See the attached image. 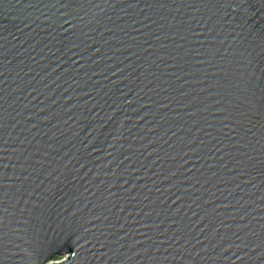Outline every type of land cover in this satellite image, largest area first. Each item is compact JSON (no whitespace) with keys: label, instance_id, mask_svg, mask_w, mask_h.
Here are the masks:
<instances>
[{"label":"snow or ice","instance_id":"obj_1","mask_svg":"<svg viewBox=\"0 0 264 264\" xmlns=\"http://www.w3.org/2000/svg\"><path fill=\"white\" fill-rule=\"evenodd\" d=\"M12 2L0 0V7ZM21 2L15 0L17 6ZM39 2L47 11L37 7L39 16L35 20L42 16L49 35L56 33L68 40L71 47L65 45L67 50L85 60V65L77 68L85 67L88 62L99 65L101 60H113L116 53L128 52L123 60L129 63L123 64V60L116 58V64L123 67L110 71L115 65H105L111 76L121 73L110 81L118 95L109 98V106L115 105V108L108 119L119 113L114 123L122 126L131 117L120 109L135 103L137 107L132 111L139 113L137 120L146 117L149 118L146 123L156 120L154 128L161 123L167 125L148 144H155L168 132H171L168 139L175 137V140L168 145L172 152H165L163 158L157 155L147 168L131 152L117 154L116 145L110 144L112 151L105 150V154L110 157L108 164L115 163V171L111 172L114 180H99L93 171L99 167L93 159V152L100 151L93 146L98 136L87 144L81 141L83 154L71 158L75 159V165L50 166L46 158L51 145H40L26 154V146L31 141L24 138L17 143L10 136L6 105L11 106V94L7 92V80L0 79V264H11L22 252L33 264H43L64 251L70 255L64 260H54V264H141V261L143 264H200L206 259L201 253L207 254L209 247L214 254L207 259L213 264H236L237 261L264 264V34L259 42L242 35L250 9L259 5L264 10V0ZM126 9L148 10L140 20L132 21L140 27L133 28L132 24L107 27L97 20L98 14L109 10H114L115 19L120 20V14H127ZM89 15L88 26L96 22L91 31L100 34L107 51L97 46L99 41L83 29H79V43L71 39L78 30L74 21L82 24ZM106 19L111 21L113 17ZM70 29L69 36H64ZM105 33L111 39H105ZM229 38L232 42L225 47ZM89 39L93 43H87ZM61 52L54 61L55 67L47 65L51 69L47 71L49 77L63 62ZM0 77H4L3 72ZM125 80L135 85V90L128 88L132 98H127V93L119 87ZM20 89L17 87L16 91ZM145 96L147 99L141 100ZM141 109L147 110L141 112ZM92 117L97 118L95 114ZM96 120L87 124L91 132L103 127ZM34 127L35 124L30 125ZM178 132L181 135L177 136ZM148 144L141 147L147 148ZM159 151L153 148L148 155ZM156 160H161L164 167L168 160L171 166L165 167L163 176L160 170L153 172L157 177L153 180L148 169ZM190 162L191 166L185 167ZM136 163L139 167H132ZM141 168L145 169L143 173ZM104 175L108 176L109 172ZM165 181L166 187H156ZM228 182H232L231 187ZM101 184L106 186L107 196L101 193L97 197L105 201L97 213V205L85 193L96 197ZM217 184L225 187L219 188ZM241 185H251V188H241ZM237 189L242 193L239 198ZM49 232L53 233L52 237ZM65 233V238L60 239ZM205 241L209 246L197 247ZM21 242L27 245L26 249Z\"/></svg>","mask_w":264,"mask_h":264},{"label":"water","instance_id":"obj_2","mask_svg":"<svg viewBox=\"0 0 264 264\" xmlns=\"http://www.w3.org/2000/svg\"><path fill=\"white\" fill-rule=\"evenodd\" d=\"M44 2L46 3L47 0H44ZM143 2L144 0H141V3ZM30 4L36 7H29ZM37 7H39L41 11H47L39 0H22L19 6H17L15 0H13L11 4H5L3 7H0V37H2V39H0V45H3V47H0V72L4 73V77H0V79L4 78L7 80L9 87L7 92L11 94L9 100V105L11 106L9 107L6 105L7 111L10 114L8 116L10 120L8 131L10 136L16 139L17 143L20 139L24 138L31 141V144L26 146V154L28 150L37 148L40 145H51L52 148L49 149V156L46 158L49 165L68 163L69 167H71V165H75V159L71 158L83 154L81 141L87 144L89 141H93L95 136H98L93 146L100 149V151L93 152V159L95 164L99 165V167H94L93 171L99 176V180H114L115 177L111 175V172L115 171V163L108 164L110 157H107L105 154V150L112 151L109 147L110 144L116 145L117 154L123 152L127 155L131 152L134 156H137L139 160L144 163L145 168H147L150 161L156 159L157 155L163 158L165 152L171 153L172 149H169L168 145L172 144L175 140V137L168 139V137L171 136V132H168L161 140L156 141L155 144H148V141L155 139L167 125L161 123L159 127L154 128L156 120H152L151 123L145 122L149 119L147 117L144 120H137V115H139V113L132 111V109L137 107L135 103L131 105L125 104L120 109L126 116L131 117V119L125 120L122 126L119 122L114 123L119 113H117L116 116H112V119H108L115 108V105L109 106L111 104L109 98L118 95L114 85L110 83V81L116 80L121 73H117L116 76H111L109 71H106L105 65L110 63L115 65L110 71H115V67H123V64L129 63L128 60H123V57L127 56L128 52L116 53L113 60H101L99 65H93L88 62L85 67L77 68V65H85V60L73 56L72 52L67 50L65 45L69 48L71 47L68 40L62 39V37L56 33L49 35L48 31L45 30L42 16L39 20H35V18L39 16V12L36 10ZM84 7L85 11H87L88 6L85 5ZM92 11L97 12L98 10L93 9ZM125 12L127 14H120V20L115 19L114 10L98 14L97 20L100 24L107 27H112L113 24H132L133 28H138L140 25L133 24L132 21L134 19L140 20L148 13V10L145 9L141 12L139 9H126ZM107 16H112L113 19L110 21L106 19ZM152 18L155 19L156 17L153 16ZM90 19L91 16L89 15L85 16L84 23L82 24L79 23V21H74V23L78 24V30L77 35L72 36L71 39L79 43L80 40L77 39L79 36V29H83V31L88 32L90 36L94 37L96 41H99L97 46H103V51H107V46L104 45L100 34L91 31L92 27L97 26L96 22L94 21L91 27L88 26ZM33 20H35L34 23ZM143 23H148V21H143ZM65 27L67 28L68 26L65 25ZM125 31L129 30L125 28ZM141 31H144V29L141 28ZM70 32L71 29L63 35L69 36ZM262 34H264V10H261L259 5H255L250 9V13L246 18L242 35L247 40H256L259 42V38ZM53 36H55L56 39H53ZM104 38L111 39L109 33H105ZM80 39H83V37H80ZM231 42V38H229L225 47ZM87 43H93V40L89 39ZM45 44L48 45L47 48L44 47ZM84 46L85 45L82 44L81 49H83ZM115 46L118 47V45ZM61 50H63V62L60 67L56 68L55 74L49 77L47 71H51V69H47V65L53 64L55 67L54 61L56 57L62 55ZM75 50L76 49H74V51ZM53 53H55V56H53ZM108 54L112 55L111 52ZM69 57H71V60ZM117 57L123 60V64H116ZM98 59L100 58L98 57ZM72 60H75L77 63L73 64L71 62ZM93 72L96 73L95 76ZM125 72H127V69ZM57 77H59V79H57ZM105 77H107V79H105ZM52 81L55 82L53 83ZM29 83L30 85H28ZM17 87L21 88L20 91H16ZM119 87L122 91L127 93V98H132V93L128 92V88L131 87L135 90L134 84L130 85L128 81L125 80ZM149 87H151V85H149ZM33 88L36 89V91H32ZM145 91H147V89H145ZM86 93L89 94L86 95ZM149 95L152 94L149 93ZM161 95H163V93H161ZM145 99H147L146 96L141 98V100ZM106 100H108V103H105ZM13 101H15V103H13ZM164 102L167 103V101ZM25 105H27L26 108ZM40 109H43V111H39ZM145 110L147 109H141L140 111L143 112ZM162 111L167 110L164 109ZM93 114H95L97 118L92 117ZM27 117H31V119H27ZM93 119H97L95 121L97 124H103V127L98 129V132H91V129L87 127V124ZM32 124H35L36 127L30 128ZM12 125H15V127H12ZM148 129L153 130L149 131ZM172 131H175V127L172 128ZM179 135H181V133L178 132L177 136ZM49 137H52V139H49ZM163 141H167V143ZM145 144H148V147L142 148L141 146ZM15 146L16 145L13 144V147ZM153 148H156L157 151L160 149V151L148 155ZM137 149L143 153V156H140V152H137ZM41 151H43V149H41ZM65 153H67V155H65ZM120 158L123 159V156ZM127 163L128 161H125V164ZM105 165H107V167H105ZM90 166L92 165L90 164ZM170 166L171 162L165 160V167ZM190 166L191 162L185 165V167ZM132 167H139V163L133 164ZM165 167L161 160H156V164L148 169V175L152 176L153 180H156L157 177L153 176L152 173L160 170V174L163 176L167 171ZM144 170V168H141V173H143ZM83 171L82 169L81 173H83ZM106 171L109 172L108 176L104 175ZM134 175L136 174L134 173ZM99 180H96V183H99ZM143 182L144 181H139V183ZM167 183L168 182L165 181L163 185L157 184L156 187H166ZM231 186L232 182H228V187ZM105 187L106 186L103 184L100 185V192H97L96 197L85 193V195L97 205L95 209L97 213L101 211L99 205L105 204L103 199H97L101 193L107 196ZM125 187H127V185H125ZM217 187L223 188L225 185L217 184ZM241 188L250 189L251 185H241ZM112 190L116 191V188ZM93 191H95V189H93ZM153 195H159V193H154ZM217 195L219 196L220 194L217 193ZM225 195H227V192H225ZM236 195L237 198L242 195L239 189H237ZM108 199L116 203H122V201L114 197H109ZM229 199H231V197H229ZM219 202L220 201H216V203ZM88 207L91 208L92 205L90 204ZM107 207H111V204H107ZM193 219H195V217H193ZM226 223H228V221H226ZM52 227L55 228L56 225L53 224ZM197 227H200V225ZM257 230L259 231V226H257ZM48 235L52 237L53 233L49 232ZM66 235V233L62 234L60 239H64ZM136 238L140 239L138 236ZM21 246L25 249L27 248V245L23 242H21ZM202 246H209V242L205 241L203 245H198L197 247L199 248ZM213 254L214 251L210 247L207 254L201 253L206 259L200 262V264H213L211 260L207 259V256ZM69 255V252L64 251L60 256L53 258V260L44 261L43 264H54V260H64ZM237 255H239V253H237ZM11 264H33V262L22 252ZM141 264H143V261H141ZM172 264H176V262H172ZM236 264H240V262L237 261Z\"/></svg>","mask_w":264,"mask_h":264}]
</instances>
